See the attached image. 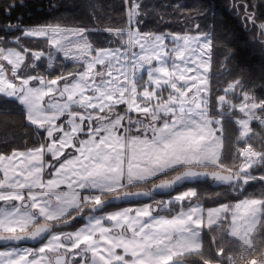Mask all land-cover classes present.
Returning <instances> with one entry per match:
<instances>
[{
	"label": "snow or ice",
	"instance_id": "snow-or-ice-1",
	"mask_svg": "<svg viewBox=\"0 0 264 264\" xmlns=\"http://www.w3.org/2000/svg\"><path fill=\"white\" fill-rule=\"evenodd\" d=\"M120 11L0 0V264H264V0Z\"/></svg>",
	"mask_w": 264,
	"mask_h": 264
},
{
	"label": "trees",
	"instance_id": "trees-1",
	"mask_svg": "<svg viewBox=\"0 0 264 264\" xmlns=\"http://www.w3.org/2000/svg\"><path fill=\"white\" fill-rule=\"evenodd\" d=\"M120 2L121 0H97L98 6H101V11H103L106 15H111L114 20H120L122 13L120 11ZM182 2L185 3H193L194 0H182ZM219 3H225L227 0H218ZM104 5H108V8H104ZM111 5H115L116 9L115 11L112 10ZM30 10V14L32 16V22H35L39 18L43 17L46 15L44 12H38L36 11L37 4H30L28 6ZM25 13L24 9H18L16 12H13V19L18 15ZM70 15V13H69ZM25 23H29L30 21L28 20V15L25 14ZM239 56L241 59H250L252 57V52L251 51H246L243 48L239 50ZM27 129L17 126V127H12L8 129H4L0 127V138L4 137L5 135L8 137V139H15L17 146L23 147L25 139H27L26 133ZM230 139L234 138V135L229 129V132L227 133Z\"/></svg>",
	"mask_w": 264,
	"mask_h": 264
}]
</instances>
